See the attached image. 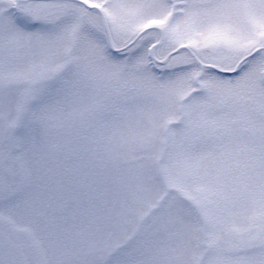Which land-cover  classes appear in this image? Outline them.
<instances>
[{
  "label": "snow or ice",
  "instance_id": "snow-or-ice-1",
  "mask_svg": "<svg viewBox=\"0 0 264 264\" xmlns=\"http://www.w3.org/2000/svg\"><path fill=\"white\" fill-rule=\"evenodd\" d=\"M0 264H264V0H0Z\"/></svg>",
  "mask_w": 264,
  "mask_h": 264
}]
</instances>
